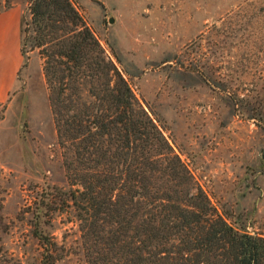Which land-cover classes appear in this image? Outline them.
Listing matches in <instances>:
<instances>
[{
	"label": "rangeland",
	"instance_id": "1",
	"mask_svg": "<svg viewBox=\"0 0 264 264\" xmlns=\"http://www.w3.org/2000/svg\"><path fill=\"white\" fill-rule=\"evenodd\" d=\"M73 2L196 184L233 225L264 236V0ZM29 12L28 0H0L18 27L6 43ZM15 52L0 61V264H87L74 208L43 211L56 246L34 236L36 202L47 186L69 184L44 58ZM231 92L250 105L234 108Z\"/></svg>",
	"mask_w": 264,
	"mask_h": 264
},
{
	"label": "trees",
	"instance_id": "2",
	"mask_svg": "<svg viewBox=\"0 0 264 264\" xmlns=\"http://www.w3.org/2000/svg\"><path fill=\"white\" fill-rule=\"evenodd\" d=\"M28 3L21 50L44 58L69 184L36 202L40 243L57 245L44 238V212L71 207L87 264H264V236L233 225L196 184L73 0Z\"/></svg>",
	"mask_w": 264,
	"mask_h": 264
},
{
	"label": "crops",
	"instance_id": "3",
	"mask_svg": "<svg viewBox=\"0 0 264 264\" xmlns=\"http://www.w3.org/2000/svg\"><path fill=\"white\" fill-rule=\"evenodd\" d=\"M2 13V12H1ZM0 13V61H2L6 55H8V51L11 49V51H14L13 55H16V52H19V49L21 48V37L19 38L17 35V40L14 38V36H11V42L6 43L7 38H5V35L9 32L16 33L17 32V26L16 21H9L5 14ZM10 36V34H9ZM8 37V36H7ZM10 45V49H9ZM20 56L17 59L12 58L11 65L13 66L17 62H19Z\"/></svg>",
	"mask_w": 264,
	"mask_h": 264
},
{
	"label": "water",
	"instance_id": "4",
	"mask_svg": "<svg viewBox=\"0 0 264 264\" xmlns=\"http://www.w3.org/2000/svg\"><path fill=\"white\" fill-rule=\"evenodd\" d=\"M110 21L113 22V21H114V17H112V18L110 19Z\"/></svg>",
	"mask_w": 264,
	"mask_h": 264
}]
</instances>
